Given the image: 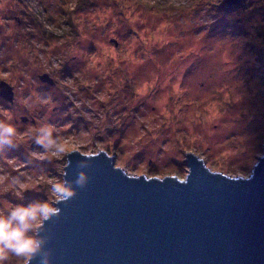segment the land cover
I'll use <instances>...</instances> for the list:
<instances>
[{
  "label": "rangeland",
  "instance_id": "obj_1",
  "mask_svg": "<svg viewBox=\"0 0 264 264\" xmlns=\"http://www.w3.org/2000/svg\"><path fill=\"white\" fill-rule=\"evenodd\" d=\"M2 81L18 147L0 154V213L53 204L75 150L116 154L130 175L185 179L191 152L248 177L264 145V0H0ZM43 123L64 153L32 147Z\"/></svg>",
  "mask_w": 264,
  "mask_h": 264
},
{
  "label": "water",
  "instance_id": "obj_2",
  "mask_svg": "<svg viewBox=\"0 0 264 264\" xmlns=\"http://www.w3.org/2000/svg\"><path fill=\"white\" fill-rule=\"evenodd\" d=\"M40 79L54 84L47 74ZM0 97L14 100L4 81ZM185 155L188 174L180 179L130 175L104 150L68 153L64 179L83 171L88 181L67 204L53 202L60 215L39 230L51 264H264V145L250 179ZM85 158L90 166L81 169Z\"/></svg>",
  "mask_w": 264,
  "mask_h": 264
},
{
  "label": "clouds",
  "instance_id": "obj_3",
  "mask_svg": "<svg viewBox=\"0 0 264 264\" xmlns=\"http://www.w3.org/2000/svg\"><path fill=\"white\" fill-rule=\"evenodd\" d=\"M0 120V154L5 150H14L18 147L15 142L17 127L10 122ZM33 143L42 149L43 152L64 153L65 148L60 142L59 130L50 123L41 124L35 135ZM91 158V157H88ZM66 167L71 166V161H66ZM90 159H83L78 167L88 168ZM249 179L251 177H248ZM88 176L85 172L77 173L75 181L62 179L54 182L50 192L55 197V203L67 204L76 196L75 189H82L86 186ZM11 184L22 186L19 176L11 178ZM50 202H31L28 204L19 203L9 210L0 213V264H5L9 254L24 261V264H51L52 250L45 249L44 245L49 239L40 235V228L49 220L57 218L61 209Z\"/></svg>",
  "mask_w": 264,
  "mask_h": 264
},
{
  "label": "flooded vegetation",
  "instance_id": "obj_4",
  "mask_svg": "<svg viewBox=\"0 0 264 264\" xmlns=\"http://www.w3.org/2000/svg\"><path fill=\"white\" fill-rule=\"evenodd\" d=\"M46 83L50 84L49 82H46ZM50 85H53V84H50ZM32 147L39 148V147L36 146L34 143L32 144Z\"/></svg>",
  "mask_w": 264,
  "mask_h": 264
}]
</instances>
